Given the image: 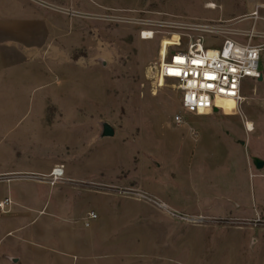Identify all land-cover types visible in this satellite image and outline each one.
Here are the masks:
<instances>
[{"label": "rangeland", "instance_id": "obj_1", "mask_svg": "<svg viewBox=\"0 0 264 264\" xmlns=\"http://www.w3.org/2000/svg\"><path fill=\"white\" fill-rule=\"evenodd\" d=\"M46 1L52 54L0 76V200L12 201L0 264H264V166L251 161H264V49L262 80L242 81L251 132L220 111L175 125L176 83L153 94L146 69L193 25L249 28L240 17L264 18V0Z\"/></svg>", "mask_w": 264, "mask_h": 264}, {"label": "built area", "instance_id": "obj_2", "mask_svg": "<svg viewBox=\"0 0 264 264\" xmlns=\"http://www.w3.org/2000/svg\"><path fill=\"white\" fill-rule=\"evenodd\" d=\"M239 21H251V26L244 30L226 32L228 30L222 25V21L193 25L192 29L196 34L189 35L190 39L184 49L181 47L180 36L177 35L178 40H174L175 43L169 44L164 51L160 45L157 59L146 67L151 73L153 94L164 87L168 80L176 83L179 111L173 114L175 125L184 123L183 113L206 115L213 113L216 108L226 115L239 114L245 131L253 130V123L248 125L239 105L243 98V79L258 80L261 74L259 61L261 50L264 49V30L257 29L256 25L258 22L264 25V18L256 8L240 17ZM204 34L213 38L220 36V48L205 47ZM139 37L150 40L154 37V31L144 27L140 30ZM254 37L259 38L260 43L253 44L251 41ZM227 99L235 103L232 110L221 104L222 100ZM192 134L196 133L192 131ZM48 177L50 185L57 181L55 175ZM11 203L8 197L1 199L0 214L6 213ZM95 218L96 213L89 211L88 219Z\"/></svg>", "mask_w": 264, "mask_h": 264}, {"label": "crops", "instance_id": "obj_3", "mask_svg": "<svg viewBox=\"0 0 264 264\" xmlns=\"http://www.w3.org/2000/svg\"><path fill=\"white\" fill-rule=\"evenodd\" d=\"M46 3V0H0V72H3L0 76L4 79L10 77L12 81L21 65L43 61L50 52L52 54L54 36L47 32L48 22L40 19L42 16L37 9L38 5ZM42 15L45 14L42 12ZM49 26L53 28L51 22ZM241 122L243 125L242 119ZM9 259L14 263L18 260L13 255Z\"/></svg>", "mask_w": 264, "mask_h": 264}, {"label": "water", "instance_id": "obj_4", "mask_svg": "<svg viewBox=\"0 0 264 264\" xmlns=\"http://www.w3.org/2000/svg\"><path fill=\"white\" fill-rule=\"evenodd\" d=\"M262 78H263L262 74H260L258 80H262ZM214 111H217V109L215 108ZM103 126H104L103 135H111L113 133V130L108 123H105ZM251 161L257 170L262 169L264 166V161L259 157L253 156L251 158ZM14 260H16V259H14Z\"/></svg>", "mask_w": 264, "mask_h": 264}, {"label": "bare ground", "instance_id": "obj_5", "mask_svg": "<svg viewBox=\"0 0 264 264\" xmlns=\"http://www.w3.org/2000/svg\"><path fill=\"white\" fill-rule=\"evenodd\" d=\"M209 8H211V7H209ZM248 125H250V122L249 121H248ZM51 175H55V179L58 180L59 177L62 175V171H60V169H55V170H53L52 174H50V176Z\"/></svg>", "mask_w": 264, "mask_h": 264}]
</instances>
